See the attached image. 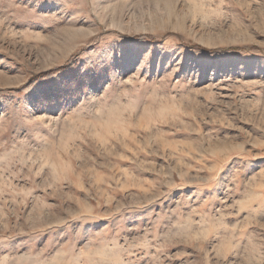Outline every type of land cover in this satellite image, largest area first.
Wrapping results in <instances>:
<instances>
[{"label":"rangeland","instance_id":"rangeland-1","mask_svg":"<svg viewBox=\"0 0 264 264\" xmlns=\"http://www.w3.org/2000/svg\"><path fill=\"white\" fill-rule=\"evenodd\" d=\"M0 104V264H264V0H0Z\"/></svg>","mask_w":264,"mask_h":264},{"label":"snow or ice","instance_id":"snow-or-ice-1","mask_svg":"<svg viewBox=\"0 0 264 264\" xmlns=\"http://www.w3.org/2000/svg\"><path fill=\"white\" fill-rule=\"evenodd\" d=\"M137 62H139V61H137ZM102 70L105 71V72H107V66H105V68L102 69ZM0 110H3V105L2 104H0Z\"/></svg>","mask_w":264,"mask_h":264}]
</instances>
